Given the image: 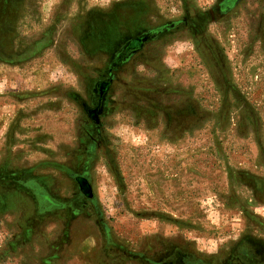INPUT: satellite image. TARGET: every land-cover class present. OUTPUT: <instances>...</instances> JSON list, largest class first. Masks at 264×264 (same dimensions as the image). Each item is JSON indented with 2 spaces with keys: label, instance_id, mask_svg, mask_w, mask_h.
Returning a JSON list of instances; mask_svg holds the SVG:
<instances>
[{
  "label": "rangeland",
  "instance_id": "374dc122",
  "mask_svg": "<svg viewBox=\"0 0 264 264\" xmlns=\"http://www.w3.org/2000/svg\"><path fill=\"white\" fill-rule=\"evenodd\" d=\"M221 1L0 0V264H264V0Z\"/></svg>",
  "mask_w": 264,
  "mask_h": 264
},
{
  "label": "crops",
  "instance_id": "0c3cea01",
  "mask_svg": "<svg viewBox=\"0 0 264 264\" xmlns=\"http://www.w3.org/2000/svg\"><path fill=\"white\" fill-rule=\"evenodd\" d=\"M28 169V168H27ZM30 171V170H29ZM8 175L9 174H5V178H3L2 180H0V182H2L1 184H0V186L3 188V185H4V181H6V184H9V183H7V181H9L11 184V188L12 189H15V187L14 186H20V184L18 183V181H19V178L20 177H22V176H24V173L23 172H19V173H15V172H13V173H11V175H12V178L10 177H8ZM18 176V177H15V176ZM27 181H33V180H27ZM33 183H34V181H33ZM21 187V186H20ZM18 188V187H17ZM3 190V189H2ZM20 191L22 192V193H25V194H19V196L17 195H13V194H9L7 191H5V190H3V193H1L0 194V207L1 208H3V207H5L7 204H12V203H16V200H18L17 202H26V200L25 199H27V197H29L30 199H31V201L33 202V201H37V197L35 196V195H33V194H30V192H28L27 191V189H20ZM72 197H74V196H72ZM84 201H88V202H91V200L89 201V200H86V197H84ZM28 200V199H27ZM35 202H34V204H35ZM58 202H62V200H60V198H59V201ZM76 216H78L77 214L75 215V217H73L72 219L74 220L75 218H76ZM72 221V220H71ZM26 229H28V228H26Z\"/></svg>",
  "mask_w": 264,
  "mask_h": 264
},
{
  "label": "flooded vegetation",
  "instance_id": "af4514ba",
  "mask_svg": "<svg viewBox=\"0 0 264 264\" xmlns=\"http://www.w3.org/2000/svg\"><path fill=\"white\" fill-rule=\"evenodd\" d=\"M235 1H237V0H222L220 3V10H222L223 8H224V10L225 9H228L229 7H231L234 3H235ZM171 27L169 26V27H165V30L164 31H166V30H168L167 32H170L171 30ZM170 30V31H169ZM195 30V29H194ZM173 31V30H172ZM196 31V30H195ZM146 39V37L145 38H137V39H135V40H133V41H131V42H128L129 43V45L127 46V51L128 52H134V51H136V50H139V49H141L142 47H143V44L144 43H146V41H147V39ZM132 42H138V44H137V46H135V45H132L131 43ZM104 85V84H103ZM104 86H106V85H104ZM100 91H99V93H98V97H97V101H99V99H100V96H103V93H104V89H102V88H100L99 89ZM101 91L103 92V93H101ZM98 92V91H97ZM96 101V102H97ZM86 169V164H85V162H83V165L81 166V170L83 171V170H85ZM82 177V176H81ZM78 180V181H77ZM75 185H76V189H77V191L78 192H82V190L85 192L84 194H85V197H86V200H91L92 199V197H91V195L89 194V193H87V191L89 190V185L87 184V179H86V177H85V179H83V178H80V179H78L77 177L75 178ZM84 188H85V190H84ZM82 193H80V195H81ZM82 196V195H81ZM84 196V195H83ZM46 197V196H45ZM74 197H77L78 198V196H74ZM50 197L47 195V199H49ZM69 200H71V199H69ZM51 205H49V207H50ZM51 208V207H50Z\"/></svg>",
  "mask_w": 264,
  "mask_h": 264
},
{
  "label": "trees",
  "instance_id": "16d2710c",
  "mask_svg": "<svg viewBox=\"0 0 264 264\" xmlns=\"http://www.w3.org/2000/svg\"><path fill=\"white\" fill-rule=\"evenodd\" d=\"M126 49H127V47H126ZM127 51V50H126ZM128 52V51H127ZM124 54H125V51L123 52ZM120 60H121V58H120ZM116 60L114 59V61H113V65H115L116 64ZM18 183L20 184V186H18V188H19V190L22 188V189H27V191L28 192H30V190H29V188L30 189H32V187H34V189H37V187L35 186V184L33 183V182H30V181H27V180H22L21 178H19V181H18ZM38 186V185H37ZM38 188H39V186H38ZM21 192V191H20ZM22 193V192H21ZM22 194H25V193H22ZM49 201H48V199L46 200L45 199V203H48ZM49 204V203H48ZM50 205H53V204H50Z\"/></svg>",
  "mask_w": 264,
  "mask_h": 264
}]
</instances>
